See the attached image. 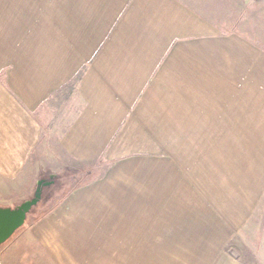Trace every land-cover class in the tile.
Listing matches in <instances>:
<instances>
[{"label": "crops", "instance_id": "crops-1", "mask_svg": "<svg viewBox=\"0 0 264 264\" xmlns=\"http://www.w3.org/2000/svg\"><path fill=\"white\" fill-rule=\"evenodd\" d=\"M54 99L65 152L107 168L0 264H249L227 246L264 197L263 49L185 0H0V191Z\"/></svg>", "mask_w": 264, "mask_h": 264}, {"label": "rangeland", "instance_id": "rangeland-1", "mask_svg": "<svg viewBox=\"0 0 264 264\" xmlns=\"http://www.w3.org/2000/svg\"><path fill=\"white\" fill-rule=\"evenodd\" d=\"M185 1L220 33L239 34L264 50V0ZM67 94L65 91L62 95V103H65L66 108ZM56 104L57 99H54L46 109L35 114L43 127L41 140L17 185H10L8 191H0V209H16L33 199L38 182L45 181L49 184L43 188L41 200L29 213L26 222L51 212L72 190L98 179L107 168L103 160L79 161L65 152L60 143V128L55 120L48 117L49 113L57 112ZM181 195L183 194L179 193V197ZM196 206L197 203L195 210ZM3 245L0 246V259ZM227 247L231 255L242 262L264 264V197L253 217L244 224ZM139 257L141 264L153 262L152 255Z\"/></svg>", "mask_w": 264, "mask_h": 264}, {"label": "water", "instance_id": "water-1", "mask_svg": "<svg viewBox=\"0 0 264 264\" xmlns=\"http://www.w3.org/2000/svg\"><path fill=\"white\" fill-rule=\"evenodd\" d=\"M48 185L45 181H40L33 199L24 202L16 209H0V246L23 227L29 213L40 202L43 188Z\"/></svg>", "mask_w": 264, "mask_h": 264}, {"label": "trees", "instance_id": "trees-1", "mask_svg": "<svg viewBox=\"0 0 264 264\" xmlns=\"http://www.w3.org/2000/svg\"><path fill=\"white\" fill-rule=\"evenodd\" d=\"M81 79V76L77 77L75 79V82H73V84H71L70 86L67 87V98L70 99L72 97V95L74 94L75 92V88H76V84L80 81Z\"/></svg>", "mask_w": 264, "mask_h": 264}]
</instances>
